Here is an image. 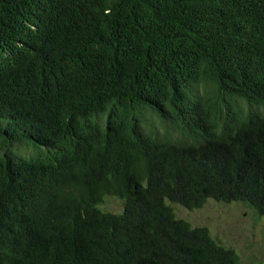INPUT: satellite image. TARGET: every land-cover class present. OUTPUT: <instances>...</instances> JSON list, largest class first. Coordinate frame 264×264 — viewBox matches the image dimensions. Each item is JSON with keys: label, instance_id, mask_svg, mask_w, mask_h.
Instances as JSON below:
<instances>
[{"label": "trees", "instance_id": "16d2710c", "mask_svg": "<svg viewBox=\"0 0 264 264\" xmlns=\"http://www.w3.org/2000/svg\"><path fill=\"white\" fill-rule=\"evenodd\" d=\"M211 199L264 218V0H0V264H242Z\"/></svg>", "mask_w": 264, "mask_h": 264}, {"label": "rangeland", "instance_id": "374dc122", "mask_svg": "<svg viewBox=\"0 0 264 264\" xmlns=\"http://www.w3.org/2000/svg\"><path fill=\"white\" fill-rule=\"evenodd\" d=\"M21 154L24 153L21 151ZM169 204L178 218L193 226L208 227L217 242L239 254L242 264H264V218L250 205L211 199L204 207L190 210L179 204ZM104 209L121 213L123 202L110 197Z\"/></svg>", "mask_w": 264, "mask_h": 264}, {"label": "clouds", "instance_id": "9594fccd", "mask_svg": "<svg viewBox=\"0 0 264 264\" xmlns=\"http://www.w3.org/2000/svg\"><path fill=\"white\" fill-rule=\"evenodd\" d=\"M21 151H22V150L19 151L20 154H21Z\"/></svg>", "mask_w": 264, "mask_h": 264}]
</instances>
